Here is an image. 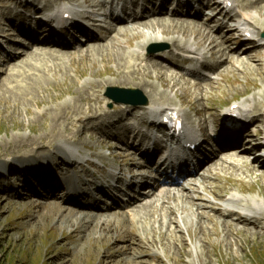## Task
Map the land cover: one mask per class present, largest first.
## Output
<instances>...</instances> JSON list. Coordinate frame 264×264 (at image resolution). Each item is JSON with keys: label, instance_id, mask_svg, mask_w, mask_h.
<instances>
[{"label": "rangeland", "instance_id": "obj_1", "mask_svg": "<svg viewBox=\"0 0 264 264\" xmlns=\"http://www.w3.org/2000/svg\"><path fill=\"white\" fill-rule=\"evenodd\" d=\"M242 1L249 5L244 15H247L248 20L252 22V30L256 35H262L264 33V2L256 5L257 0ZM31 2L37 5L35 0ZM94 2L96 0H65L61 4L71 6L78 3V6H83V4ZM59 4L60 2L57 3ZM86 7L91 10L88 4ZM95 12L101 13L103 10L98 9ZM45 14L46 12H42L41 16ZM167 22L178 25L179 28L173 30ZM167 22L164 21L155 29L129 23L120 29L121 36H117L118 33L113 35L118 37L117 40L106 41L103 46L81 45L82 48L79 46L72 52L60 49L35 51L28 42H24L29 45L28 49L18 50L20 47L12 45L15 37H12L11 42L0 37V41L9 47L10 53L19 51L22 57L29 55L10 67L5 60L0 59V166L7 167L6 165L12 160L24 161L26 158L33 157L41 159L45 157L42 160L51 161V157L60 156L58 155L60 149L64 150L68 147L80 150L83 155H91L94 151L97 153L95 161L107 162L105 168L97 166L95 170H108L111 164L116 163L117 168L121 167L129 172L133 167L128 166L130 156L121 149L123 144L116 146L118 149L109 150L107 146L116 145L119 142L107 143V139L103 137L105 132H91L84 127L89 124V127L94 126L104 131L105 124L93 118L96 115H106L107 110L111 116H122L123 113L116 109L117 104L105 96L109 87L138 89L149 100H155V103H151L147 109L135 112V118L132 110L123 109L126 114L131 115V121L136 123L145 119L146 114L166 108H177L189 121H196V123L198 118L194 113L197 112L203 116L208 111L205 117L212 123L213 117L210 116V111L221 114L233 103L239 105L246 101L245 103L250 107L255 108L260 105L259 110L264 107V75L262 76L261 73L264 67L263 64L251 62L243 55L248 50L246 44L239 47L233 45L234 48H238L237 52L241 58H233L221 69V74L218 72L212 76L214 83L210 85H207V81L190 79L193 82L191 83L182 80L167 70L153 69L151 66L145 68V65L135 63V60L138 61L135 58L134 61H130L132 57L129 58V62L135 66L136 70L138 69L137 75L140 80L125 83L121 79L123 75L121 73L127 70L123 69L119 52H135L138 50V44L143 41L152 37H162L163 28L171 31L165 39L180 36L179 38L183 41L189 40V44L194 47H198L195 44L204 46L205 41L210 40L200 29L199 33H194L195 35L180 34L178 31L181 29L184 33L188 29L181 28L182 25L176 24L175 20ZM200 23L205 24L201 21ZM211 27L216 30L217 22ZM229 27L232 28L234 25ZM226 32L223 31L220 35ZM128 41L130 45H127ZM26 52L30 53L26 54ZM258 52L260 50H251L250 55L264 60V49H261V53ZM143 53L146 52L143 51ZM205 55L210 71L225 59V56L222 58L219 56L214 62L210 59V53ZM167 56V53L164 54V57ZM196 83H202L203 86H198ZM151 86L155 88V91H152ZM112 125L118 127L119 124H111L110 128ZM260 126L264 129V125ZM155 133L158 132L155 131ZM115 150L122 154L116 161L114 160ZM253 157L238 155L229 157L227 160H220L221 165L230 169L227 172L217 171L222 177L219 182H216L213 177L204 181L201 176L210 175L202 171L193 181L194 184H185L186 192H200L204 201H196V204L221 209L224 214L234 206L231 202L234 195L248 201H258L259 211L263 212L264 173L260 176L258 172L259 179L257 175H254L257 172L251 173L253 175L244 174L230 166L231 162L239 163L243 160L250 162ZM226 161L228 163H225ZM243 166L248 169L247 165ZM141 172L153 174L152 168H143ZM229 177L232 179L231 183L235 184L234 187L229 182ZM87 179L95 182L91 187L94 195L106 202V199L97 193L98 191L95 192L100 178L95 180L88 177ZM216 185L224 186V189L219 191L226 195L225 198L218 200L212 194ZM116 187L124 189L122 184ZM109 189L113 190L110 186L106 188V190ZM236 189H244L246 193L238 194ZM170 190L171 193H177L181 188L176 190L174 187ZM18 191L24 194L20 202L15 201L14 198H12L13 202L8 201L4 193H0L2 195L0 196V264H264V221L255 220L256 224L248 223L247 219L243 218L244 214L238 216L242 217L246 224L258 228L237 224L236 221L226 225L224 221L229 218L220 217L215 213L210 214L211 220L208 218L209 215L200 218L196 207H192L188 202L181 198L178 201L174 199L168 201L165 198L168 192H157L131 210L122 208L126 217L117 218L118 224L115 216L105 215L96 219L97 222L101 219L102 222L109 224L104 226L105 228L102 227V230L91 229L89 225L90 227L74 232L75 228L71 227L72 221L62 222L59 212L55 213L52 202L36 203V199L31 195H25L20 187ZM121 193L125 194L120 191L118 195ZM123 195L120 196L124 197ZM10 196L14 197L15 193ZM60 198L58 197V201L62 202ZM164 201L168 203L162 205ZM105 204L102 203L104 210L108 207V204ZM151 205L152 208L149 207ZM142 206H146V209L140 208ZM169 206H179L184 211H178L173 217L169 213ZM245 210L249 211L248 207ZM112 211L118 214L121 210L112 209ZM171 218L175 223H170ZM177 224L179 230L176 228ZM115 225H117V231L113 228ZM107 226L110 228L107 229ZM121 228L126 234H121ZM181 235L185 242L176 240ZM127 236L130 239L133 238V243L124 242ZM138 237L142 243L137 241ZM145 247L148 250H145ZM154 253L158 255V259L153 256Z\"/></svg>", "mask_w": 264, "mask_h": 264}, {"label": "bare ground", "instance_id": "obj_2", "mask_svg": "<svg viewBox=\"0 0 264 264\" xmlns=\"http://www.w3.org/2000/svg\"><path fill=\"white\" fill-rule=\"evenodd\" d=\"M38 3V6L41 7L42 11H51L53 8H55V5L62 1L65 0H36ZM43 1V2H42ZM76 1V0H74ZM164 0V4H165ZM264 0H257L256 1V5L263 3ZM202 6H208L212 9H214L216 11L215 16H213L209 22L204 26V25H199L197 22H193V21H189L190 19H186V20H182L181 18L176 17L175 19V23L176 24H180L182 25L181 28H185L188 29L187 32L184 33V31H182V29L180 31H178L180 34H194V33H199L198 30L200 29V31H202V33H204L207 37H209L210 40H206V45L204 46H198V48H194L192 45H190V41H183L181 38L177 37V38H172V39H165V37H168L169 34H171V31L168 30L167 28H163L161 33L163 34L162 37H152L147 39L146 41H143L142 43L138 44V50H136L133 53H124L123 51H120L118 55H120L121 60L123 61V69L127 70V72H122L121 75V79H123V81H125V83L127 81H133V80H138L139 79V75H137L138 73V69L136 70V68H134L135 66L131 65V63L129 62V58L132 57V60L130 61H134L133 59H137L138 61L135 60V63H139L141 66L145 65L146 67L151 66V68L153 69H157L159 68L162 71H166L162 66H159L157 64H154L153 61H151L153 58L156 57H160L161 53H156V54H142V51L145 47L151 45V44H158V43H168L169 44V49L167 51H169L170 53H173V51H184L186 52L189 56H191L193 59H195L196 56L200 57V50L201 48H205L207 52L211 53V60L216 61L219 56L223 57L225 56V60H223V62L219 65L216 66L213 71L215 73L221 74V69L228 64L233 58L237 59V58H241V55L237 54V51L235 49H233V47L231 46V44H240L241 39H242V35H240L241 33L245 34L246 32H250V27L251 25L249 24V22L245 24H241L238 27L235 28H228L227 26L232 23L234 21L235 16L232 15L230 12H226L223 15V10L226 9L224 7V3L221 0H202ZM2 3V5L0 6V23L1 20L4 19L6 17V15L8 13L11 12L10 9V4L12 3H16V0H0V4ZM90 4V6H92L93 9H97L99 7H103L102 3H87ZM152 7H154V3H152ZM190 6V5H189ZM19 7H21L20 10L17 11V16L16 17H20L22 16V12L24 11V8H28L29 7V3H23V4H19ZM243 9H247L249 8V5H242ZM59 9L63 10L60 14V18H62L66 13L72 14L70 11V7L68 6H62L60 5ZM163 9L165 10V7L163 6ZM182 6L178 8V10L175 12V15H178V13L180 12V10H182ZM32 17L36 14L39 13V7H33L32 8ZM163 10V11H164ZM58 12V9H55V13ZM218 16H221V23L218 26L217 32H214L212 30V28L210 27V24L212 23V21H214V19H216ZM83 19H85L86 21H90V24L92 23V27L95 28H102V23L98 20H96L95 18H93L92 14H84L82 16ZM153 19H147L145 20L143 17V21H141L138 25L139 26H147V27H152V29H155L156 27H160L162 25V23H164V21H170L167 20L164 17H159V18H155L152 17ZM244 20H247L246 18ZM10 24H8V27H4L2 24L1 25V29H0V35L3 36L5 39L10 40L11 36L14 35L13 32L16 31V29L14 28L15 26V21L14 20H9L8 21ZM54 21L48 17H44L43 19L39 20V22H37V29L36 32L34 31H27L28 25L23 24L21 27H23L21 29V31H17V37L18 38H24V37H30L32 40L37 41L36 36L38 35V33L44 32V43L47 44V47L43 48V47H38V51H42L44 49H53V48H57L63 51H68V52H72V50L68 49L67 46V41H65L64 39H62L61 37L58 36V33L53 32L49 29H51L49 26L50 23H53ZM72 28L77 29L79 32L81 33H88V30H86L87 28L84 25H81L78 21H73L70 23ZM169 27H171L173 30L178 29V25H171L172 23H168ZM193 24L195 25L193 27ZM84 27V28H83ZM62 31L67 33L69 37L72 38V34L70 32V30H68V27L66 26V24H63L61 27ZM90 30V29H89ZM223 30H227V34L223 35V36H218V32L219 31H223ZM113 33H118L117 36H121L120 34V30L116 29H110V30H106L105 35L101 38V39H96L94 37L90 38L87 41V47L88 46H96V45H104L103 43L106 41L109 42H113L112 40H117V36H113ZM177 33V32H175ZM179 34V35H180ZM195 35V34H194ZM172 36V35H171ZM254 35H252L251 40H249L248 42L251 43V41H255V37H253ZM135 38H137V36H135ZM164 38V39H161ZM262 41V40H260ZM145 42V43H144ZM144 43V44H143ZM150 43V44H149ZM200 43V42H199ZM148 44V45H147ZM127 45H130V42H127ZM144 45V46H143ZM201 45V44H200ZM133 46V45H132ZM131 46V47H132ZM248 49H257L258 46L256 44H250L247 46ZM100 48V47H98ZM219 51V52H218ZM4 53V50H2V48H0V55H2ZM247 59H249L251 62H255L256 64H260L264 67V60H262L261 58H257V57H250L249 53H245L243 54ZM235 56V57H234ZM29 57V55H25L24 57H22L21 55H13L12 59H11V63L12 65H14L18 60L22 59V58H27ZM191 58V59H192ZM203 58V57H202ZM201 58V59H202ZM191 59H182L180 57L179 54L177 53H173V55H171L170 57L167 58V62L169 63H181V64H188ZM232 63V62H231ZM202 66L206 65L205 62L201 63ZM234 65V63H233ZM144 68V69H145ZM260 68V67H257ZM158 69V70H159ZM191 70H196L194 66H190ZM147 71V69H145ZM169 72V70H168ZM170 73V72H169ZM262 73V76L264 75V70ZM142 74V73H141ZM174 75H177L178 77H180L182 80L185 81H189L190 80L184 76H181V73H172ZM1 76V75H0ZM142 76V75H141ZM143 80V76L141 77ZM145 79L147 77H144ZM140 80V79H139ZM160 80V79H159ZM164 81V80H163ZM3 82V81H2ZM149 82V81H148ZM160 83V81H159ZM214 83V81H208L207 85H210ZM162 86L164 85L161 82ZM198 86H203L201 84H199ZM152 88V86H151ZM152 91H155V88H152ZM153 99V98H152ZM202 99V98H201ZM155 100H149V104H154ZM106 109V108H105ZM116 109H118L119 111H121L122 106L121 105H117ZM140 109V107L135 108V110ZM193 111L194 108H191ZM107 110V109H106ZM230 111H239V115L241 116H245L246 120L249 121V123L252 122H256V121H260L262 122V120H260L262 117H264V107L263 110H259V107H255V108H251L249 106H247L246 104L242 103L239 105V108H235L233 110H229ZM128 112V111H127ZM175 112H179L180 114H182L178 109L176 108H167L163 110V113L169 115V114H174ZM208 112V111H207ZM205 112L202 115H200L199 113H197V115H199L202 120L201 123L203 122V125H209L207 122V118H205V114L207 113ZM108 113V110H107ZM106 115H96L94 116L95 118H93L94 120L97 121H101L102 124L104 123L106 125V122H108L107 124H111L112 122H117L119 123L120 121H122V117L118 118L115 116H111L109 113ZM210 115L212 117H214L215 122L218 123V125L222 126V120L219 118V114H215L214 112H209ZM135 118V117H134ZM104 119V120H103ZM93 121V120H92ZM91 122V120L89 121V123ZM84 123V122H83ZM86 130L91 131V132H95L97 131L98 133H103L105 132V137L107 139V143H111L112 140H115L120 137L121 135H123V131L126 130V127H122L118 130H115L114 128H108L106 127L104 131H100L98 129H96L94 126H90L85 125L84 126ZM208 127V126H206ZM243 129L244 126L242 127L240 134H243ZM260 132V131H259ZM114 136L113 139H111V136ZM208 135V133H205L204 136ZM60 137V136H59ZM61 138V137H60ZM255 137H253L254 139ZM131 137L129 135V133L126 134V139L125 142H130L131 141ZM251 141V140H249ZM106 142V141H105ZM228 139H218V143L220 144V146L222 147V149H224L227 145ZM249 143V142H248ZM191 144H194V141L191 142ZM108 145V144H107ZM109 148H115L117 149L116 146H112L109 145L107 146ZM241 151V152H240ZM239 151V153H243L244 155H251L254 151V149L251 146H244L241 150ZM58 155H60L58 158H53L51 157V161L48 159L46 161L42 160L45 157L41 158H26V160L24 161H14L12 160L11 163L7 164V167H2V165L0 166V185L1 186H6L8 188V191L13 190L16 191V186L17 184L22 185V188L24 190H26L28 192V194H34L36 196V198L40 199L39 195L40 193L38 191H36L37 187H41V190L44 192H47V194L52 193V197L51 200L49 202H52L54 204V209H55V213L59 212V216L62 220V222L65 221H72V228L74 229V232H77L79 229L84 228V227H88L89 225L91 226V229H101L102 227L105 228L104 226L109 225L107 223H104L100 220H98V222L96 221L97 218L101 217V216H105V215H110V216H115L116 217V222L118 224V219L119 217H126L124 212H121L120 214H112L110 213V209H107L106 212L104 213V211L102 212V206L98 205L97 203H94V207H96V209H94V207H83L78 205L79 204V200L80 199H91V203H92V197H91V193L89 191H83V193H79V191H82V188L79 189H74V190H70L67 193V196L64 199L63 204L59 203L57 201V199L55 198V192L59 190V188L62 186L59 184V178L55 175L52 174V172L49 170L50 166H53L56 168L57 171L60 170V168L64 165L66 166L67 163H71L74 161V157L72 156V150H70L68 147H65L64 150L60 149L58 151ZM234 154H237L238 152H233ZM45 154V153H44ZM116 156L115 159L118 160L121 158V153L119 151V153H117L115 151ZM64 155V156H63ZM130 161H129V166L135 167V168H142V163L135 157V151L134 149H130ZM50 157V155H49ZM56 157V156H55ZM65 157V158H64ZM222 159V158H220ZM54 163V164H52ZM21 164V166H20ZM233 168H235L237 171H241L244 174H249V175H253L251 173L253 172H257L254 175H257V177L260 179V177L258 176V172L259 175L263 176L264 173V160H261L258 157H254L252 162H247V161H242L241 165L239 164H231ZM243 165H247L248 169H245V167ZM206 167V173L208 175L213 176V178H215L214 180L216 182H219L221 180V175L218 174L217 171L221 170L223 172H227V170H229L230 168L221 165L219 163V158L218 157H214L213 159H209V160H205L202 163V168ZM221 167V168H219ZM245 169V170H244ZM7 173V174H6ZM88 173V171H87ZM132 173V180L130 185H133V183L136 181V179L139 178H145L144 174L142 172H140L137 169H132L131 170ZM32 174V175H30ZM28 175L31 176V179H29ZM125 176V172L122 171L121 175L119 176V179H122ZM207 175H202L201 178L206 181L207 178L210 179L211 176L206 177ZM66 177L68 179H74L75 176L67 174L66 173ZM235 180H239V178H236L234 176H230ZM229 177V182H232V179ZM20 182V183H19ZM231 185L234 187L235 184L231 183ZM179 186V185H178ZM224 189V186H220V185H216L215 189L213 190V194L216 197H223V193L220 192L219 190ZM235 189V188H234ZM237 190V189H236ZM241 193H245L246 191L244 189H240L239 190ZM8 194V193H7ZM6 193L4 194V196L6 197V199L12 202V200L10 199V197L7 195ZM2 196V195H0ZM136 198H138L136 196ZM168 201L171 199H174L175 201H178L179 198L183 199L184 201L188 202L192 207H196V211L198 213V216L200 218H204L205 215H209V220L212 219V217L210 216L211 213H217L220 212L218 209L214 208V207H209L208 205H202V204H196V201H204L203 196L200 194V192H196L193 191L187 193L186 192V188L185 185L181 186V190L177 193H171L168 191V193H166V197H165ZM237 198V197H236ZM77 200V201H76ZM116 201H118V198H112V204H114V202L116 203ZM234 201L237 202V206L238 207H243L245 208L248 204V206L250 207V209H256L255 205H252V203L245 201V200H241V199H234ZM245 202L247 204H245ZM254 202V201H253ZM36 203H38L36 201ZM48 203V202H47ZM132 203V204H131ZM136 201L131 200L130 203L128 204L127 208H131V206L136 205ZM164 203H168L167 201H164L162 205H164ZM65 205H72V208H67V206ZM152 208V205L149 206ZM170 207V206H169ZM142 209H146V206H142L140 207ZM164 208V206H163ZM72 209H74V211L72 212ZM90 209H94V210H98L99 212H91ZM184 211L183 208L176 206V207H170L169 208V213L171 216H176L178 211ZM210 211V212H208ZM79 213V214H78ZM89 213H94L95 215H90ZM238 211H236L235 209H232L230 211H228V214H219L220 217H228L230 216L232 218V216L234 215H238ZM215 215V214H212ZM47 217V216H46ZM249 218H253L250 215L248 216ZM68 219V220H67ZM257 219H262L264 220V214L262 215V218H257ZM115 220V219H114ZM250 221H253L252 219H250ZM68 222V223H69ZM115 222V223H116ZM226 225H228L227 223H233V221L231 220H225L224 221ZM254 222V221H253ZM113 223V222H112ZM121 223V222H120ZM170 223L173 224L175 223L172 218L170 219ZM237 224H244L242 219L238 218L236 221ZM70 224V223H69ZM111 225V222H110ZM89 226V227H90ZM112 226V225H111ZM110 228V226H107V229ZM113 228L116 230L117 229V225L113 226ZM176 228H178L179 230V226L177 224ZM112 229V228H111ZM121 228V234L125 233L124 230ZM83 231V230H82ZM109 231V230H108ZM117 231V230H116ZM90 232V231H89ZM73 233V232H72ZM118 233V232H117ZM129 234V233H128ZM87 235V234H86ZM89 235V233H88ZM136 236V235H135ZM85 237V236H83ZM127 239L124 240V242H132L133 243V238L130 239L128 236L126 237ZM130 240H129V239ZM136 238V237H135ZM140 237H138L137 241H139L140 243H142L141 239H139ZM176 240H180L183 241V236L181 235V237H178ZM185 242V241H183ZM131 247V246H129ZM129 249V248H128ZM131 250V249H129ZM145 250H148V248L145 247ZM138 252V251H137ZM135 253V251H134ZM153 256L156 257V259H158V255L156 253L153 254Z\"/></svg>", "mask_w": 264, "mask_h": 264}, {"label": "water", "instance_id": "obj_3", "mask_svg": "<svg viewBox=\"0 0 264 264\" xmlns=\"http://www.w3.org/2000/svg\"><path fill=\"white\" fill-rule=\"evenodd\" d=\"M107 96L114 99L116 102L132 103L135 105L142 104L146 105L148 100L138 90H124L118 88H109ZM133 96H137L138 99L135 101L132 99Z\"/></svg>", "mask_w": 264, "mask_h": 264}]
</instances>
